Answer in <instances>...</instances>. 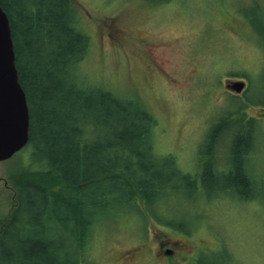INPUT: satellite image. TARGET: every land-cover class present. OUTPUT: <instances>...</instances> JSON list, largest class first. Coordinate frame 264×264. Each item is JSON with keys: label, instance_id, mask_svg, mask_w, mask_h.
<instances>
[{"label": "rangeland", "instance_id": "374dc122", "mask_svg": "<svg viewBox=\"0 0 264 264\" xmlns=\"http://www.w3.org/2000/svg\"><path fill=\"white\" fill-rule=\"evenodd\" d=\"M72 3L90 47L77 65L80 78L146 107L157 124L154 155L173 160L165 166L174 188L150 205L149 216L126 209L113 215L115 207L101 215L90 263L264 264V203L221 190L206 196L200 188L206 173V185L219 189L226 182L220 169L227 172L240 161L232 157L229 139H219L212 149L206 144L211 127L221 120L226 129H258L252 155L254 134L242 160L264 183V0ZM153 61L158 67L150 65ZM225 79L245 81L244 92L226 91ZM20 151L0 162V223L14 203L13 176L21 166L28 168ZM58 234L56 240L66 243ZM176 240L187 241L192 253L177 252L166 260L156 256L155 241L171 247ZM202 251L207 255L201 257Z\"/></svg>", "mask_w": 264, "mask_h": 264}, {"label": "trees", "instance_id": "16d2710c", "mask_svg": "<svg viewBox=\"0 0 264 264\" xmlns=\"http://www.w3.org/2000/svg\"><path fill=\"white\" fill-rule=\"evenodd\" d=\"M0 7L9 20L29 112V139L20 151L28 168L21 166L13 176L14 203L0 223V264H91L101 215L115 207L113 215L126 209L149 216L150 205L174 188L165 166L173 160L154 155L157 124L146 107L80 78L77 65L90 47L72 0H0ZM225 127L217 121L206 144L212 149L219 139H229L232 157L240 161L227 172L215 161L226 182L209 187L205 173L201 190L206 196L221 190L264 203V183L242 160L254 134L252 155L258 129ZM20 158L19 153L16 162ZM58 233L66 243L56 240Z\"/></svg>", "mask_w": 264, "mask_h": 264}, {"label": "water", "instance_id": "95a60500", "mask_svg": "<svg viewBox=\"0 0 264 264\" xmlns=\"http://www.w3.org/2000/svg\"><path fill=\"white\" fill-rule=\"evenodd\" d=\"M228 91L241 93L244 82H226ZM29 139V112L15 66L9 20L0 7V162L23 149Z\"/></svg>", "mask_w": 264, "mask_h": 264}, {"label": "flooded vegetation", "instance_id": "af4514ba", "mask_svg": "<svg viewBox=\"0 0 264 264\" xmlns=\"http://www.w3.org/2000/svg\"><path fill=\"white\" fill-rule=\"evenodd\" d=\"M150 65L152 67L156 66V63L153 61L152 64L150 63ZM150 240H145L143 243H148ZM142 243V244H143ZM172 246L170 247L169 244L167 245V243L163 242V241H155V254L158 257H162L165 260L169 259V258H173L175 256V254L177 252H180L181 254H187L190 253L188 252L187 246L185 245V243H188L187 241H185V243H181L180 241H172ZM147 247V245H146ZM131 251H133L134 249H130ZM194 251V250H192ZM192 253V252H191Z\"/></svg>", "mask_w": 264, "mask_h": 264}]
</instances>
